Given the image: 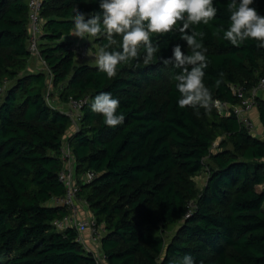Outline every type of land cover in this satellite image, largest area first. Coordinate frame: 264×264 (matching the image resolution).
<instances>
[{
	"label": "trees",
	"instance_id": "obj_1",
	"mask_svg": "<svg viewBox=\"0 0 264 264\" xmlns=\"http://www.w3.org/2000/svg\"><path fill=\"white\" fill-rule=\"evenodd\" d=\"M213 2L216 18L195 26L206 34L204 83L223 104L209 110L179 107L173 76L180 70L158 59L144 64L143 49L111 79L88 63L107 41L72 35L71 17L74 7L100 12L99 0H43L35 53L28 0H0V264H98L74 229L51 223L66 213L53 200L66 190L59 149L71 126L54 97L62 107L86 98L69 144L77 197L102 226L103 264H181L185 255L195 264H264V90L256 86L264 78V47L252 39L234 47L217 35L230 23L228 0ZM252 6L264 15V0ZM83 43L91 52L81 60L71 46ZM153 43L162 58L175 44L191 52L179 32L154 35ZM233 84L244 98L255 89L263 136L248 115L246 124L234 114L231 106L242 99ZM101 91L120 102L124 121L115 127L91 110ZM87 170L96 175L82 183ZM202 172L198 187L193 178Z\"/></svg>",
	"mask_w": 264,
	"mask_h": 264
},
{
	"label": "clouds",
	"instance_id": "obj_2",
	"mask_svg": "<svg viewBox=\"0 0 264 264\" xmlns=\"http://www.w3.org/2000/svg\"><path fill=\"white\" fill-rule=\"evenodd\" d=\"M253 3L254 0H228L226 10L230 23L226 29L217 28L216 34L222 33V39L234 47H240L249 39L264 47V15L252 6ZM99 9L100 12L86 14L74 7L72 35L81 39L102 36L106 39L95 54V60L99 70L109 79L116 77L118 66L139 58L143 49L144 64L158 59L180 70L173 76L180 94L179 107L199 106L210 110L218 103L204 83L205 69L209 66L203 43L206 34L195 27L208 25L216 18L218 8L213 0H99ZM173 32L180 33V39L191 49L190 54H185L181 45L175 44L171 57L157 56L160 47L153 43V36ZM117 36L121 38L119 41L115 39ZM117 45L118 49L114 47ZM219 84L217 80L216 86ZM119 106V100L104 91L96 94L90 105L110 127L124 121V115L117 112ZM181 264H195V261L191 255H185Z\"/></svg>",
	"mask_w": 264,
	"mask_h": 264
},
{
	"label": "built area",
	"instance_id": "obj_3",
	"mask_svg": "<svg viewBox=\"0 0 264 264\" xmlns=\"http://www.w3.org/2000/svg\"><path fill=\"white\" fill-rule=\"evenodd\" d=\"M43 0H28L29 7V28H30V42L29 50L31 53L36 52V37L39 34V11L41 9ZM71 49L75 53L78 59H84L88 53L91 52L90 45L88 43L73 44ZM93 53V52H92ZM96 54V53H95ZM257 88L264 90V78L262 77L258 83ZM232 91L239 98L242 99L240 105H232L234 114L244 123L249 124L250 122L245 117L246 112L251 109L254 105L252 99L256 91L251 89V98H244L243 87L240 85H231ZM215 106L220 109L222 103L219 100ZM86 104V98H69L65 107H62L61 111L67 115L70 119L71 126L68 135L63 137L59 152L60 159L62 161V168L58 172V179L62 182L65 187V194L56 197L53 203L66 208V213L60 218H54L51 223L56 230H64L66 228H72L77 232L76 241L81 245L82 249L90 253L98 264H103L104 255L97 248V240L101 236L96 235L99 227L96 226L95 220L92 215H89L85 209V203L77 197L78 183L75 177V166L76 159L71 150L69 135L78 131V120L82 116V108ZM96 173L92 170H87L81 175L80 180L82 183L89 182L94 178ZM102 230V229H100Z\"/></svg>",
	"mask_w": 264,
	"mask_h": 264
},
{
	"label": "rangeland",
	"instance_id": "obj_4",
	"mask_svg": "<svg viewBox=\"0 0 264 264\" xmlns=\"http://www.w3.org/2000/svg\"><path fill=\"white\" fill-rule=\"evenodd\" d=\"M93 53H95V51H93ZM32 58H33V63L38 67V65L34 62L36 57L34 56ZM54 100L56 102H58V104H59V101H57L55 97H54ZM58 107L62 108L61 105H58ZM249 118H250V116H249ZM251 123H252V126H253L252 127L253 132H255L257 135H262L263 136V131L259 129L258 123L255 124V122L253 120H251ZM218 143H219V139L217 138L212 144V150L214 148H216ZM205 178H206L205 173L202 172V173L198 174L197 176H195L193 178V180L195 181V183L197 184L198 187H202V185L204 184ZM100 232L102 233V230L98 229V232L96 233V235H99ZM4 259L5 258H2V254L0 253V261H3Z\"/></svg>",
	"mask_w": 264,
	"mask_h": 264
},
{
	"label": "crops",
	"instance_id": "obj_5",
	"mask_svg": "<svg viewBox=\"0 0 264 264\" xmlns=\"http://www.w3.org/2000/svg\"><path fill=\"white\" fill-rule=\"evenodd\" d=\"M88 63H92V64H95L96 62H95V60H94V58L92 57V56H90L89 55V57H88ZM260 96V95H259ZM57 105H61V106H63L62 105V102H59V104H57ZM249 114V115H248ZM248 115V117L250 116V119L251 120H253L254 122H255V124L256 123H258V126L260 125V122H259V117H258V113H257V110H256V108H251V109H249L247 112H246V116ZM261 129V128H260ZM262 130V129H261ZM219 139V138H218ZM220 140V139H219ZM205 182V181H204ZM204 185V184H203ZM202 185V186H203ZM90 215V214H89ZM99 229H102V226H99Z\"/></svg>",
	"mask_w": 264,
	"mask_h": 264
}]
</instances>
